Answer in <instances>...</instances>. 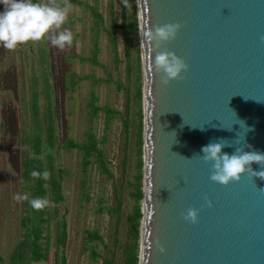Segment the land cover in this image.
Masks as SVG:
<instances>
[{
    "label": "water",
    "instance_id": "water-1",
    "mask_svg": "<svg viewBox=\"0 0 264 264\" xmlns=\"http://www.w3.org/2000/svg\"><path fill=\"white\" fill-rule=\"evenodd\" d=\"M142 79L138 264H264V180L221 186L201 148L223 138L264 152V0H136ZM182 25L170 51L188 66L168 85L145 27ZM187 158V159H185ZM254 171L259 166L252 164ZM211 202V207L205 203ZM198 213L190 224L181 214ZM163 248V253L159 250Z\"/></svg>",
    "mask_w": 264,
    "mask_h": 264
},
{
    "label": "rangeland",
    "instance_id": "rangeland-1",
    "mask_svg": "<svg viewBox=\"0 0 264 264\" xmlns=\"http://www.w3.org/2000/svg\"><path fill=\"white\" fill-rule=\"evenodd\" d=\"M80 1L92 6L96 4V0ZM110 1L113 2V19L116 21L121 20L122 4L129 6V0H97L98 9L107 27L112 18ZM33 2L51 4L50 0H33ZM3 11L4 5L0 4V12ZM92 25L93 20L89 11L72 5L65 24L55 31L70 30L74 35L73 45L60 50L50 42L54 32L47 35L43 40L46 64L40 60L43 51L39 50L37 42L29 41L19 45L15 50H7L0 46V264H11V256L25 234L21 219L26 215L27 199L17 201L14 197L19 195L28 198L22 177V163L25 156L30 153L26 135H30L34 130L29 105L32 86L34 87L33 79L37 80L35 88L37 87L40 92L41 109L47 105L45 97L49 92L45 90V74L48 76L51 111L56 125L57 148L54 154L56 165L66 169L68 177L62 184L63 202L59 205L51 204L49 207L53 215L51 244L49 259L42 264H58L60 255L65 258L67 264H103L102 260L93 261L89 252H84L87 230H97L104 237L103 245L94 244L98 253L105 256H110L111 253L108 255V251L115 253L112 256L115 264L122 263L123 245L130 242L128 216L132 214L135 204L131 196L133 188L129 186L136 174L133 136L130 135L127 146L123 121L115 118L106 130L105 115L102 113L93 124H88L86 104L93 90L91 81L81 83L73 93L66 91L65 87L68 73H75L78 76L93 75L101 79L109 78L110 84L94 88L99 97L98 105L119 111L123 115L126 111L127 95L124 87L129 83L120 32L117 36L121 63L117 68L105 33L99 37L98 61L102 68L81 64L77 59L71 58L75 54L89 55L94 37L91 31ZM132 52L134 53V49ZM116 82L123 85V90L117 89ZM89 129L99 140L105 138V144L101 148L114 178L108 180L98 174L96 167H92L86 186L90 200L86 201L81 190L83 176L80 154L76 151H65L62 145L68 138L82 141L84 133ZM124 156L128 157L125 166ZM115 190L119 191L122 204L119 220L109 215L107 211L102 214L97 213L101 202L105 207L116 205ZM63 220L66 226V240L65 245L61 247L57 246L58 225Z\"/></svg>",
    "mask_w": 264,
    "mask_h": 264
},
{
    "label": "trees",
    "instance_id": "trees-1",
    "mask_svg": "<svg viewBox=\"0 0 264 264\" xmlns=\"http://www.w3.org/2000/svg\"><path fill=\"white\" fill-rule=\"evenodd\" d=\"M52 5L63 4V0H50ZM73 6H78L87 9L92 17L93 25L91 31L93 33V46L89 55H72V59H77L81 64H89L93 67L102 68L103 66L98 61L100 53L99 37L105 33L108 43L112 52L113 62L117 68L121 63L118 53V36L120 32L121 40L124 45V61L126 63V72L128 78V86L124 87L127 95V105L124 115L119 111L110 109L108 107H100L98 105L99 97L94 91L103 84H110L111 80L96 78L93 75L78 76L75 73L66 74L65 87L68 92H75L77 86L85 81H91L93 90L88 96L86 104V118L88 124H93L96 118L102 113L105 115V128H109L111 122L118 118L123 121L124 133L127 138V146H129L130 135L133 136V152L135 154V170L136 174L133 182L129 186L133 188L131 194L134 199V209L132 214L128 216L130 224V242L123 245L121 253V264H138L139 255V233L141 214V201H142V133H143V114H142V79H141V61L139 50V26L137 18L136 0H129V6L126 7L122 4L121 20L116 21L113 19V2L110 1L111 10V23L107 27L104 18L100 13L97 0L94 6L84 3L80 0H69ZM39 50L43 53L40 54V60L46 64V55L44 54V41H38ZM134 49V53L131 51ZM35 78V77H34ZM37 80L33 79L31 100H30V113L34 130L30 135H26V143L29 147L30 153L25 156L22 163V177L25 189L28 194L26 200V215L21 219V225L25 229L23 240L19 243L11 256V264H42L48 261L50 244H51V223L53 215L50 208L44 210H33L28 200L35 197H47L50 204L59 205L63 202L62 184L68 177V171L56 165L55 152L57 148V135L54 115L51 111L52 102L50 100V87L47 74L44 75L45 90L49 95L45 98L47 105L44 106L42 111L40 103V92L35 85ZM117 89L123 90V85L120 82L115 83ZM34 91V92H33ZM44 113V114H43ZM105 138L99 140L92 130L84 133L83 140L79 141L73 138H68L64 141L62 149L71 152L76 151L80 154V168L83 179L81 180L82 196L86 201L90 200L87 194L88 174L92 167H96L100 176L108 180H113V174L110 172L107 160L103 149ZM128 157L124 156L123 165L125 166ZM48 171L50 179L43 180L31 176L33 171L42 173ZM115 206L105 207L102 202L99 205L97 213L102 214L107 211L111 216L120 219V211L122 208L121 200L119 198V191L115 190L114 193ZM57 213V212H56ZM117 234V232H116ZM66 240V226L65 221L59 222L58 225V240L57 246H64ZM115 243L117 237L114 238ZM104 244V237L97 230H87L85 232V248L84 252H89L93 261L102 260L103 264H115L112 257V252L108 251V255L100 254L96 250V245ZM58 264H67L64 257L58 256Z\"/></svg>",
    "mask_w": 264,
    "mask_h": 264
},
{
    "label": "clouds",
    "instance_id": "clouds-1",
    "mask_svg": "<svg viewBox=\"0 0 264 264\" xmlns=\"http://www.w3.org/2000/svg\"><path fill=\"white\" fill-rule=\"evenodd\" d=\"M4 5V11L0 12V46L7 50H15L19 45L29 41L38 42L45 39L49 34L50 42L54 47L63 50L66 46L71 47L74 35L70 30L55 31L61 29L65 24L69 9L72 5L69 0H63V4H46L33 2V0H0ZM182 25L170 23L145 27L141 33V44L149 45L156 50L154 60L151 58V69L161 76V83L168 85L171 81L180 80L181 73L188 70L183 59L177 57L170 51H157L165 43L176 39ZM223 138L214 140L201 148L199 156L205 164H212L210 181L221 186H227L233 182H239L242 176L259 178L264 180V152L255 150L246 151L251 145L243 144L235 147L232 154L222 151L225 147L235 146L227 143ZM187 159V158H185ZM259 166V171L252 169V164ZM50 173L33 171L31 176L43 180L50 179ZM264 191V188L261 189ZM17 201L27 199L26 196L17 195ZM33 210H44L51 206L47 197H35L28 200ZM205 203L211 207V202L205 198ZM197 211L189 208L182 213V219L190 224L197 222ZM162 253L164 249H159Z\"/></svg>",
    "mask_w": 264,
    "mask_h": 264
}]
</instances>
